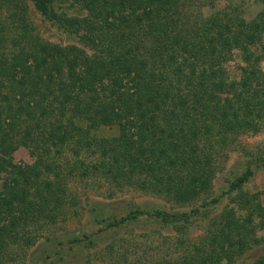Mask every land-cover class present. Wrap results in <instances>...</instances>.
I'll list each match as a JSON object with an SVG mask.
<instances>
[{
  "label": "trees",
  "instance_id": "1",
  "mask_svg": "<svg viewBox=\"0 0 264 264\" xmlns=\"http://www.w3.org/2000/svg\"><path fill=\"white\" fill-rule=\"evenodd\" d=\"M25 1L0 0L8 12L0 18V153L17 141L35 162L0 192V264H16L15 248L35 247L74 208L70 180L98 178L116 191L191 203L211 190L219 152L264 127V71L251 50L257 33L264 35V11L244 24L220 13L203 18V0H31L79 40L59 46L34 34ZM63 3L85 14L68 16ZM236 50L247 65L232 81L226 65ZM106 128L117 134L101 135ZM69 144L76 158L62 166L56 154ZM251 175L236 178L228 193H240ZM241 195V222L233 213L216 217L209 236L169 264L230 263L257 242L264 205ZM214 203L188 212L138 210L109 227L141 216L189 225ZM82 243L74 238L69 251ZM64 252L46 251L34 264H57ZM252 264H264V254Z\"/></svg>",
  "mask_w": 264,
  "mask_h": 264
},
{
  "label": "rangeland",
  "instance_id": "2",
  "mask_svg": "<svg viewBox=\"0 0 264 264\" xmlns=\"http://www.w3.org/2000/svg\"><path fill=\"white\" fill-rule=\"evenodd\" d=\"M203 2L206 5L201 10L203 18L220 13L232 16L237 22L250 24L264 11V0ZM24 5L26 22L42 42L59 46H79L78 38L66 35L52 25L37 11L31 0H26ZM61 8L71 17L85 14L81 8L70 3H63ZM7 16L8 12L0 9V18L4 20ZM256 36L251 50L254 57L259 58V66L264 71V35L257 33ZM246 65L244 52L236 50L226 65L232 81L241 78ZM100 134L114 136L117 129L106 128ZM72 148V144H69L61 154L57 152L56 160L62 166L76 158ZM218 155L219 170L211 190L187 204H176L166 198L134 189L116 191L103 179L81 180L77 177L70 180L69 190L74 198L71 200L75 201L74 208L65 210L55 225L46 228L35 247L25 253L15 248L16 264H34L46 251L52 255L58 251H65L66 254L68 252L67 255H62L65 259L57 261V264H169L180 261L194 245H199L203 238L209 236L216 217L233 213L237 221L244 219L246 213L239 206L241 194L255 197L264 205V127L258 132H244L233 138L230 147L223 149ZM34 162L35 157L29 149L17 141L9 143L0 153V192L13 189L17 174ZM248 170L252 171V175L242 191L228 193L230 184ZM214 199L218 203L212 204L208 209H201V214L189 225L173 227L154 218L141 216L138 220L129 221L120 227H109L110 222H120L134 211L188 212ZM86 236L91 237L93 244L88 245ZM74 238H80L84 243L69 251L70 241ZM256 239L257 242H251L241 257L235 255L230 263L224 261L221 264H252L264 254L263 228L258 229ZM60 240L64 245L59 246ZM52 260L56 261L55 258Z\"/></svg>",
  "mask_w": 264,
  "mask_h": 264
}]
</instances>
